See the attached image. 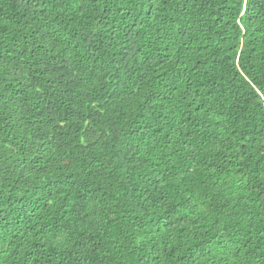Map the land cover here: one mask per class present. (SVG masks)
<instances>
[{
    "label": "trees",
    "instance_id": "16d2710c",
    "mask_svg": "<svg viewBox=\"0 0 264 264\" xmlns=\"http://www.w3.org/2000/svg\"><path fill=\"white\" fill-rule=\"evenodd\" d=\"M264 0H0V264H264Z\"/></svg>",
    "mask_w": 264,
    "mask_h": 264
},
{
    "label": "snow or ice",
    "instance_id": "6c2138e0",
    "mask_svg": "<svg viewBox=\"0 0 264 264\" xmlns=\"http://www.w3.org/2000/svg\"><path fill=\"white\" fill-rule=\"evenodd\" d=\"M246 2H247V0H246ZM261 95L264 96V93H262Z\"/></svg>",
    "mask_w": 264,
    "mask_h": 264
}]
</instances>
